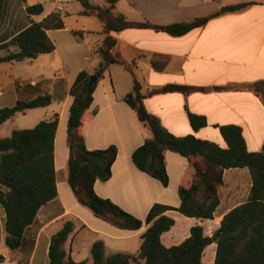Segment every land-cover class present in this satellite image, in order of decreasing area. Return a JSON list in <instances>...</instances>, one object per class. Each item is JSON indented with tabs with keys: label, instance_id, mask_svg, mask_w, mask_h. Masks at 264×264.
<instances>
[{
	"label": "crops",
	"instance_id": "0c3cea01",
	"mask_svg": "<svg viewBox=\"0 0 264 264\" xmlns=\"http://www.w3.org/2000/svg\"><path fill=\"white\" fill-rule=\"evenodd\" d=\"M87 1L112 9L136 25L103 33L98 19L82 12L80 0H0V57L7 51L4 46L31 22L43 25L54 46L52 52L35 59L0 64V110L13 107L17 101L44 95L51 98L48 106L16 113L1 124L0 139L57 115L53 141L56 196L39 208L14 250L4 243V211L0 206V264H47L50 238L67 221L73 229L62 247L73 263L92 264L90 251L97 241L102 242L105 257L138 254L147 225L131 231L95 217L78 204L66 183V123L72 103L69 89L78 73L91 74L99 67L97 49L107 35L115 41L111 54L116 62L96 82L84 130L88 150L116 149L110 177L93 184L99 198L142 222L154 204L173 209L180 204L178 186L189 164L186 158L164 152L166 186L138 171L131 161L132 152L143 142L133 112L123 101L133 79L147 94L145 110L169 134L191 135L225 148L219 129L232 125L240 129L247 151H264V0ZM36 5L41 6V13L28 16L25 8ZM237 5L245 6L234 12L226 10ZM212 15L203 26L180 36L153 28ZM169 85L189 88V92H157ZM188 115L203 118L205 125L193 130ZM250 186L246 168L224 170L214 219L188 218L167 210L164 215L174 224L160 236L161 244H179L195 225L211 236L201 222H217L218 226L226 212L246 201ZM220 193L227 195L221 199ZM211 245L214 249L206 264H213L215 245ZM209 246L203 251L201 264Z\"/></svg>",
	"mask_w": 264,
	"mask_h": 264
},
{
	"label": "trees",
	"instance_id": "16d2710c",
	"mask_svg": "<svg viewBox=\"0 0 264 264\" xmlns=\"http://www.w3.org/2000/svg\"><path fill=\"white\" fill-rule=\"evenodd\" d=\"M80 1L82 12L95 16L103 33L117 32L136 25L125 21L112 9L90 5L87 0ZM244 6H231L226 10L234 12ZM41 10L40 5L25 8L28 16L39 15ZM213 16L153 28L171 36H180L203 26ZM114 45L115 41L105 36L97 49L99 67L91 74L87 71L78 73L69 89L72 103L66 123V183L78 204L95 217L121 229L135 231L143 223L147 228L141 235L136 256L115 253L105 257L103 244L97 241L92 244L90 251L92 264H201L203 251L211 244L215 245L213 264H264V151H247L240 129L232 125L219 129L225 148L191 135L175 137L169 134L145 110L143 100L147 94L142 93L141 85L135 79L123 101L133 112L143 142L132 152L131 161L138 171L166 186L164 152H173L186 158L189 164L178 186L180 204L175 209L154 204L142 222L94 193L93 184L110 177L116 149L88 150L84 145L86 112L96 85L87 89V83L91 75L96 76L97 80L102 78L109 65L116 62L111 54ZM11 47L13 49H9ZM4 49L7 51L0 57V64L32 60L40 54L52 52L54 46L46 36L43 25L31 22ZM157 92L187 94L189 88L169 85ZM50 102L48 95L30 101H17L13 107L0 110V125L16 113L43 108ZM188 119L193 130L205 125L201 117L188 115ZM56 125L57 115H54L32 128L13 130L9 137L0 139V206L4 211V243L9 250L19 247L23 231L33 222L39 208L56 196L53 163ZM236 168H246L250 176L251 186L246 201L226 212L211 236L204 233L201 225H195L190 228L188 237L179 244L163 246L160 236L174 224L164 213L174 210L188 218L213 220L219 205L218 190L222 185V173ZM72 229L73 224L67 221L50 238L47 264H76L67 258L62 247Z\"/></svg>",
	"mask_w": 264,
	"mask_h": 264
},
{
	"label": "rangeland",
	"instance_id": "374dc122",
	"mask_svg": "<svg viewBox=\"0 0 264 264\" xmlns=\"http://www.w3.org/2000/svg\"><path fill=\"white\" fill-rule=\"evenodd\" d=\"M227 193H220V198L221 199H224L226 197ZM237 202H234L233 204H235ZM202 225L204 226V228L206 229V232H208L209 235H212L214 233V231L217 229V222H208V221H204V222H201ZM214 249V246L213 245H210L208 247V249L206 250L205 254H204V257H203V264H206V260H207V257H209V253H211V250Z\"/></svg>",
	"mask_w": 264,
	"mask_h": 264
},
{
	"label": "water",
	"instance_id": "95a60500",
	"mask_svg": "<svg viewBox=\"0 0 264 264\" xmlns=\"http://www.w3.org/2000/svg\"><path fill=\"white\" fill-rule=\"evenodd\" d=\"M96 82H97V77L94 75H91L87 83V89H89Z\"/></svg>",
	"mask_w": 264,
	"mask_h": 264
}]
</instances>
